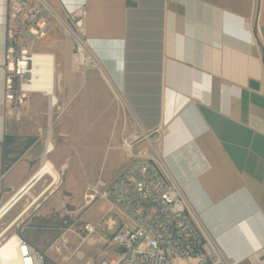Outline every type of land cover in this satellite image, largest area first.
Here are the masks:
<instances>
[{"label": "crops", "instance_id": "0c3cea01", "mask_svg": "<svg viewBox=\"0 0 264 264\" xmlns=\"http://www.w3.org/2000/svg\"><path fill=\"white\" fill-rule=\"evenodd\" d=\"M61 1L68 9L87 6L88 41L102 69L81 75L71 70L65 54L59 91L71 108L68 119L62 116L59 132L77 139L85 125L90 129L97 122L108 150L114 142L118 149L122 135L132 131L127 115L145 130L169 125V165L203 226L238 258L237 264H264V0ZM52 2L60 7L57 0ZM7 21L8 0H0V210L33 177L42 153L34 151L36 140L5 169L16 133L3 102ZM64 41L57 48H68L69 40ZM250 80L259 82V89L251 88ZM32 94L26 103L40 101ZM116 94L126 103V112ZM35 131L28 134L38 135ZM59 160L52 161L57 165ZM44 179L0 216V231L8 226L6 233L18 230L47 254L46 264H56L59 255L50 245L62 234L58 228L65 225L63 236L75 249L80 236L66 228L81 230L84 221L98 220L106 203L94 220L78 208L71 215L74 221L38 231L33 228L36 220L55 205L48 199L55 185L30 204L39 194L33 189ZM244 227L252 228V238ZM95 239L80 248L84 259L70 264L116 258L118 247Z\"/></svg>", "mask_w": 264, "mask_h": 264}, {"label": "built area", "instance_id": "2783aa9c", "mask_svg": "<svg viewBox=\"0 0 264 264\" xmlns=\"http://www.w3.org/2000/svg\"><path fill=\"white\" fill-rule=\"evenodd\" d=\"M57 1L60 7L52 0H8L3 102L6 115L13 119L22 118V108L32 93L46 95L49 106L50 102L54 103L53 116L56 111L67 108L59 91L61 75L55 52L34 50L37 41L49 38L55 24L71 43L73 62L79 74H85L88 69H102L101 61L88 41L87 6L68 9L61 0ZM37 52L52 57V87L46 88L44 81L32 79L31 69ZM116 97L126 112L123 98L118 94ZM127 118L133 129L122 135L119 145L126 165L115 178L107 180L99 176L90 184L80 208L86 210L103 201L106 209L98 220L83 222L81 230L72 226L66 228L77 231L80 236L79 244L73 250L63 236L66 230L58 228L62 234L50 245L59 255L56 264L78 263L84 259L80 248L92 238L105 246L119 248L116 258L100 264H237L238 258L229 254L219 238L203 226L169 165L170 154L165 147L169 125L145 130L134 116L127 115ZM39 131L43 135V128ZM52 142L53 136H49L47 130L37 168L38 171L46 168L41 179L53 178L50 170L56 165L48 166L50 154L56 149L55 142L50 148ZM45 192L44 188L38 196L42 197ZM9 227L0 231V264L5 255H10L17 264H46L47 254L18 230L6 233ZM33 228L37 229V226ZM85 264L94 263L88 259Z\"/></svg>", "mask_w": 264, "mask_h": 264}, {"label": "rangeland", "instance_id": "374dc122", "mask_svg": "<svg viewBox=\"0 0 264 264\" xmlns=\"http://www.w3.org/2000/svg\"><path fill=\"white\" fill-rule=\"evenodd\" d=\"M64 39L61 29L59 30L58 27H55V30L51 32L49 38L45 41L46 44L51 45V48L45 46L44 41H37L34 50L48 49V51L55 52L59 74L63 67V58L66 56L65 54H68L70 57V68L74 72H77L73 62L72 48L69 46V41L67 43L68 48H57L58 45L65 42ZM37 94L39 95L40 101L38 103L34 102L35 104H33L31 100L25 103L22 108V118L20 120L14 119L16 133L12 135L13 141L7 149V163L27 151L36 140L38 144L34 151L37 153L43 149L46 131L48 130L49 102L46 95L33 93L32 96H37ZM65 105H67L65 110L60 112L56 111L53 116L52 136L56 144V149L50 154V158L54 161L60 158L59 161H61V164H57L56 167L61 173V179L55 185L56 191L54 194L50 195L48 198H53L55 200V205L52 207L51 212L41 220L38 219L35 222L38 231L43 230L45 227H52L57 223L61 224L66 219L68 222L74 221L71 217L73 209L77 210L83 206V194L90 184H92L100 174H102L105 179L113 178L126 163L124 157L121 155L119 146L118 149L115 146V142L112 143L113 146L107 150L105 137L102 133L97 131L99 128V125L96 124L97 122H91L92 125L90 129L85 125V131L80 134L77 139L75 135L70 132H59V122L62 116L64 115L66 119L69 118L67 113L70 111L71 107L69 104ZM33 128L36 129L35 132H37L38 135L34 136L28 134V130L31 131ZM40 128H43V135L39 131ZM39 159L40 157L38 160ZM50 181L51 178L41 181L35 189H33V193H40ZM104 206L105 202L101 201L86 210L82 209L81 212L82 215L85 214L86 218L94 220L101 213ZM86 218L84 220H87ZM62 225L63 227L65 226L64 224ZM86 248L87 246L83 245L82 250Z\"/></svg>", "mask_w": 264, "mask_h": 264}, {"label": "bare ground", "instance_id": "6f19581e", "mask_svg": "<svg viewBox=\"0 0 264 264\" xmlns=\"http://www.w3.org/2000/svg\"><path fill=\"white\" fill-rule=\"evenodd\" d=\"M31 73H32V79L34 81H36V82L44 81L46 88L52 87V79H53V74H54V62L52 60V57L48 54L37 52L36 56H35L33 68L31 69ZM53 104H54L53 102H50V106H49V115H48L49 116V122H48V134H49V136L53 135V131H52ZM52 145H54V142H52L50 144V148ZM53 164H54V162L52 160L48 161V166H52ZM50 171L53 174V178H52L53 182L51 183V181H52L51 180L48 183V185L45 187L46 192L52 186H54L59 181V179L61 178V173L56 167L51 169ZM36 172H35L36 173L35 179H33L32 181L27 183L26 187L23 190L20 189L12 197V200L0 210V216H2L3 213H5L14 204L23 193L30 192V190L35 186V183L34 184H32V183L35 180H37V182H38L43 177L44 173L46 172V168H42L39 171L37 169ZM40 198L41 197L38 195H36L35 197L33 196L30 204L31 205L34 204ZM30 204H29V206H31ZM1 264H17V261L13 260V258L10 255H5V256H2ZM180 264H183V262H181Z\"/></svg>", "mask_w": 264, "mask_h": 264}, {"label": "water", "instance_id": "95a60500", "mask_svg": "<svg viewBox=\"0 0 264 264\" xmlns=\"http://www.w3.org/2000/svg\"><path fill=\"white\" fill-rule=\"evenodd\" d=\"M249 86L251 87V88H254V89H259V87H260V84H259V82H257V81H255V80H250L249 81ZM35 177L36 176H33L27 183H29L30 181H32L33 179H35ZM37 182V180H35L32 184H34V183H36ZM27 183L23 186V188L21 189V190H23L25 187H26V185H27ZM31 184V185H32ZM244 231H245V234L249 237V238H252V234H253V232H252V228L251 227H244Z\"/></svg>", "mask_w": 264, "mask_h": 264}, {"label": "trees", "instance_id": "16d2710c", "mask_svg": "<svg viewBox=\"0 0 264 264\" xmlns=\"http://www.w3.org/2000/svg\"><path fill=\"white\" fill-rule=\"evenodd\" d=\"M12 162H13V161H10L9 163H7V164L5 165V169H7V168L11 165Z\"/></svg>", "mask_w": 264, "mask_h": 264}]
</instances>
